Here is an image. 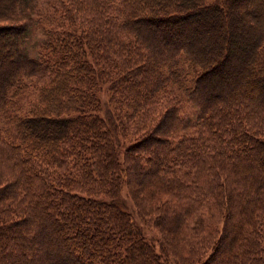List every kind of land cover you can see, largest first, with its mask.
<instances>
[{
    "label": "trees",
    "instance_id": "1",
    "mask_svg": "<svg viewBox=\"0 0 264 264\" xmlns=\"http://www.w3.org/2000/svg\"><path fill=\"white\" fill-rule=\"evenodd\" d=\"M164 256L264 264V1L0 0V264Z\"/></svg>",
    "mask_w": 264,
    "mask_h": 264
},
{
    "label": "rangeland",
    "instance_id": "2",
    "mask_svg": "<svg viewBox=\"0 0 264 264\" xmlns=\"http://www.w3.org/2000/svg\"><path fill=\"white\" fill-rule=\"evenodd\" d=\"M260 1H264V0H260ZM245 3V2H244ZM247 3V2H246ZM247 4H243L242 2V6H245ZM239 14H242L243 17H245L246 19H248V16L245 15V13L241 10V12H238ZM242 18V17H241ZM215 22H217V19L215 20ZM243 25V24H242ZM244 33V32H243ZM244 35H247V33H244ZM248 38L251 39L250 35H248ZM41 41V35L38 31L36 30H31L29 38L27 40V43L25 45V48L27 50L28 55L30 56H35L37 51H38V47ZM237 48H240L241 46L234 44ZM229 74V72H227ZM101 101L102 103H104L103 101H106V96L105 95H101ZM118 205L121 206V208L123 210H125L126 212H128L134 223L137 225V227H139V229L142 231V233L144 234V236L151 242H153V245L155 246V250L157 253H159V244L158 242V235L157 233L148 225L145 224L143 220H141L136 212H135V208L131 202V200L128 198L127 192L124 190L121 192V196L117 201ZM164 262L166 264H181L177 259L173 258L172 256H164Z\"/></svg>",
    "mask_w": 264,
    "mask_h": 264
}]
</instances>
